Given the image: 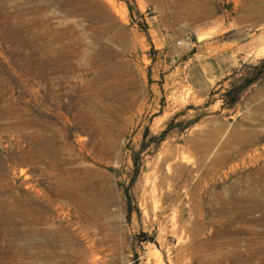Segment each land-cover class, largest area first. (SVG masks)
Masks as SVG:
<instances>
[{
    "label": "rangeland",
    "instance_id": "rangeland-1",
    "mask_svg": "<svg viewBox=\"0 0 264 264\" xmlns=\"http://www.w3.org/2000/svg\"><path fill=\"white\" fill-rule=\"evenodd\" d=\"M263 104L264 0H0V264H264Z\"/></svg>",
    "mask_w": 264,
    "mask_h": 264
},
{
    "label": "bare ground",
    "instance_id": "bare-ground-1",
    "mask_svg": "<svg viewBox=\"0 0 264 264\" xmlns=\"http://www.w3.org/2000/svg\"><path fill=\"white\" fill-rule=\"evenodd\" d=\"M75 2H76V1H75ZM76 3H77V2H76ZM76 3H75V4H76ZM78 3H80V5H81V2H78ZM78 3H77V4H78ZM70 4H71V3H70ZM75 4H74V5H75ZM187 4H188V3H187ZM71 5H72V4H71ZM185 5H186V4H185ZM188 5H189V4H188ZM192 5H193V4H192ZM75 6H77V5H75ZM78 7H79V6H77V8H78ZM87 7H89V6H87ZM90 7L92 8V12H91L92 15H95V17H96V16H97V15H96V11H94V9H93V7H92V2H91V4H90ZM187 7H188V6H187ZM189 7H190V6H189ZM200 7H202V6H200ZM200 7H197V8H199L200 10H203V9H202L203 7H202V8H200ZM73 8H75V7H73ZM79 8H80V7H79ZM191 8H192V7H191ZM81 9H82V8H81ZM86 9H87V8H86ZM76 10H77V9H76ZM84 10H85V9H84ZM84 10H83V12H86V10H85V11H84ZM190 11H191V10H190ZM77 16H78V15H77ZM89 16H90V15H89ZM104 16H105V17H104ZM103 17L105 18V20H102L101 23H107V22H109V21L111 20L110 15L107 14V13L104 14ZM103 17H102V18H103ZM204 37H205V36H204ZM206 37H207V36H206ZM200 40H201V38H200ZM263 105H264V104H263ZM263 105H262V106H263ZM260 107H261V106H260ZM261 110H263V109H261ZM263 111H264V110H263ZM247 134H249V133H247ZM250 134H251V133H250ZM252 136H253V135H252ZM252 136H251V138H252ZM236 137H237V136H236ZM238 137H239V136H238ZM238 137H237V138H238ZM247 137H249V136L247 135ZM247 137H246V134H245V138H246V139H247ZM231 138H232V137H231ZM239 138H240V137H239ZM233 139H234V138H232V140H233ZM248 140H249V141H248ZM252 140H253V139H252ZM255 140H256V139H255ZM229 141H230V140H229ZM234 141H235V140H234ZM240 141H241V140H240ZM231 142H232V141H231ZM249 142H250V139H247V143H249ZM240 143H241V142H240ZM244 143H245V140H244ZM242 144H243V143H242ZM243 145H244V144H243ZM249 177H250V176H249ZM261 177H262V176H261ZM251 178H253V177H251ZM249 179H250V178H249ZM253 179H254V178H253ZM255 179H256V178H255ZM250 180H251V179H250ZM250 180H249V181H250ZM261 180H262V179H261ZM261 180H260V181H261ZM263 180H264V179H263ZM263 180H262V181H263ZM253 181H254V180L250 181V183L253 182ZM257 181H258V180H256V182H257ZM256 182H255V183H256ZM253 183H254V182H253ZM255 183H254V184H255ZM257 183H258V182H257ZM259 184H260V183H259ZM259 184H258V185H259ZM260 185H261V184H260ZM253 186H254V185H253ZM261 186H262V185H261ZM255 187H256V186H255ZM256 188H257V187H256ZM257 189H258V188H257ZM255 191H257V190H255ZM260 191H261V190H260ZM263 191H264V189H263ZM263 191H262V192H263ZM259 193H260V192H259ZM251 195H253V193H252ZM251 195H250V197H251ZM254 195H256V194H254ZM257 195H258V194H257ZM262 195H264V193H262ZM246 196H247V195H246ZM258 196H260V195H258ZM238 197H239V196H238ZM262 197H263V196H262ZM253 198H254V197H253ZM253 198H252V199H253ZM254 200H255V199H254ZM256 200H257V199H256ZM236 201H237V200H236ZM250 201H252V200H250ZM252 202H253V201H252ZM256 202H257V201H256ZM256 202H255V203H256ZM252 204H253V203H252ZM258 205H259V204H258ZM232 206H234V205H232ZM244 206H245V205H244ZM248 206H249V205H248ZM259 206H260V205H259ZM239 208H240V207H239ZM247 208H249V207H247ZM250 208H251V206H250ZM258 208H259V207H258ZM240 210H241V209H240ZM242 210H243V209H242ZM254 210H255V209H254ZM257 210H258V209H257ZM225 211H226V210H225ZM225 211H224V212H225ZM232 211H233V209H232ZM237 211H238V209H237ZM247 212H248L249 214H251V213H253L254 211H251V209H248ZM225 213H226V212H225ZM225 213H224V214H225ZM242 213H243V212H242ZM238 214H239V213H238ZM235 215H237V213H235ZM240 215H241V214H240ZM236 217H237V216H236ZM241 218H242V217H241ZM249 218H250V217H249ZM238 219H239V218H238ZM238 219H237V220H238ZM234 220H235V219H234ZM255 222H256V219H255V218L247 219V226H246V227H247V229L250 231V236H253V237L256 236V235H255V232L253 231L254 227H253V229H252V226H254L253 224H255ZM236 225H237V224H236ZM244 227H245V226H244ZM235 229H236V227H235ZM244 229H245V228H244ZM248 230H246V231H248ZM256 231H257V230H256ZM242 238H243V237H242ZM240 239H241V238H240ZM245 239H246V238H245ZM230 240H232V238H231ZM235 240H236V239H235ZM255 240H256V239H255ZM227 241H229V240H227ZM219 242H220V241H219ZM225 242H226V241H225ZM256 242H257V241H256ZM233 243H234V242H233ZM233 243H231V244H232V247L234 246ZM248 243H249V241H248ZM249 244H250V243H249ZM225 245H226V244H225ZM227 245H229V244H227ZM227 245H226V246H227ZM239 245H240V244H239ZM242 245H243V244H242ZM242 245H241V246H242ZM252 245H255V243H254V242H253V244L251 243V246H250V247H252ZM217 246H218V245H217ZM241 246H240V249H241V251H242ZM243 246H244V245H243ZM245 246H247V245H245ZM245 246H244V247H245ZM244 247H243V248H244ZM224 248H225V247H224ZM224 248H223V249H224ZM236 248H237V247H236ZM247 248H248V247H247ZM221 249H222V247H221ZM233 249H234V248H233ZM233 249H232L231 251H234ZM253 249H254V248H253ZM225 250H226V249H225ZM238 250H239V248H238ZM251 250H252V249H251ZM235 251H236V249H235ZM243 251H244V250H243ZM246 251H247V250H246ZM252 251H254V250H252ZM239 252H240V251H239ZM226 253H228V252H226ZM230 253H231V252H229V254H230ZM232 253H233V252H232ZM236 253H237V252H236ZM224 254H225V253H224ZM229 254H227V255H229ZM241 254H242V253H241ZM243 254H246V253H243ZM247 255H248V254H247ZM249 256H250V255H249ZM226 257H227V256H226ZM247 257H248V256H247ZM210 258H211V257H210ZM213 259H214V258H213ZM244 259H246V258H244ZM257 259H258V258H257ZM260 259H261V258H260ZM211 261H212V260H211ZM242 262H243V261H242ZM247 262H248V261H247ZM249 262H250V261H249ZM251 262H252V261H251ZM211 263H212V262H211ZM247 264H248V263H247ZM251 264H252V263H251Z\"/></svg>",
    "mask_w": 264,
    "mask_h": 264
}]
</instances>
